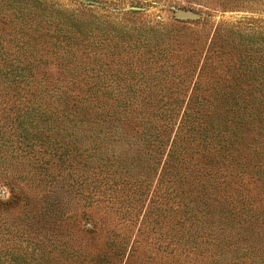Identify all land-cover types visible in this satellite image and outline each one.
Returning <instances> with one entry per match:
<instances>
[{
	"label": "rangeland",
	"instance_id": "1",
	"mask_svg": "<svg viewBox=\"0 0 264 264\" xmlns=\"http://www.w3.org/2000/svg\"><path fill=\"white\" fill-rule=\"evenodd\" d=\"M39 1L59 9L61 15L81 11L91 22H86L87 45L71 56L85 67L77 77L64 76V54L61 49L50 54L46 31H41L42 40L33 34L38 42L35 51L48 63L41 69L47 85H69L78 98L86 97L85 90L91 91L96 83L110 80L121 84V94L112 93L117 97L187 101L205 95L210 87L220 93L227 90L223 86L236 82L238 89H247L263 78L259 73L264 57V0ZM179 11L193 16L179 17ZM12 16L7 14L8 20ZM13 21L4 27L0 23L1 38L19 35ZM153 35L170 37L165 40L170 45L142 39ZM118 67L122 74L116 76ZM246 120V157L254 163L264 159L259 152L264 146L258 145L264 136L257 133L255 121ZM174 130L175 126L172 134ZM167 147L168 143L159 154L157 171ZM14 154L11 167H0V264H264V226L250 224L249 212L246 223H233L232 215L223 221L225 213H214L198 228L173 208L165 209L154 192L159 186L157 175H152L141 198L130 190L110 195L111 189L78 195L59 176L52 182L46 179L53 171L71 180L66 169L57 167V171L52 163L38 171L40 178L30 180L29 162ZM252 181L255 178L246 180V195L253 193ZM209 210L207 214L215 212L212 206Z\"/></svg>",
	"mask_w": 264,
	"mask_h": 264
},
{
	"label": "trees",
	"instance_id": "2",
	"mask_svg": "<svg viewBox=\"0 0 264 264\" xmlns=\"http://www.w3.org/2000/svg\"><path fill=\"white\" fill-rule=\"evenodd\" d=\"M74 11L66 16L39 0H0L1 27L15 20L19 29V35L13 33L8 39L0 35V167H11L14 153H20L29 162L33 180L40 178L38 171L54 163L57 171L66 169L71 180L53 175V171L46 179L52 182L59 176L70 183L75 194L86 192V196L111 189L110 195L115 190H130L141 198L152 175H157L159 186L154 192L165 209L173 208L198 228L214 213H225L223 221L232 215L233 223H246V212L250 224L264 226V159L250 163L245 144L246 117L255 121L257 133L264 136V57L259 73L263 78L247 89H238L235 82L223 86L227 90L220 93L215 87L205 89L200 98L157 101L114 96L121 94V84L108 80L96 83L91 91L86 89L87 96L78 98L69 85H47L48 77L41 69L48 63L35 51L38 42L33 35L42 40L41 31H46V41L53 49L50 54L58 49L64 54V76L77 77L85 67L71 56L87 45L86 22H91L81 11ZM142 39L157 45L170 37ZM161 53L165 54L164 49ZM120 73L118 67L116 76ZM178 108L182 112L176 123ZM167 143L157 171L159 154ZM258 145L264 146V141ZM259 152L264 157V147ZM254 178L253 193L246 195V180ZM211 206L215 212L207 214Z\"/></svg>",
	"mask_w": 264,
	"mask_h": 264
},
{
	"label": "water",
	"instance_id": "3",
	"mask_svg": "<svg viewBox=\"0 0 264 264\" xmlns=\"http://www.w3.org/2000/svg\"><path fill=\"white\" fill-rule=\"evenodd\" d=\"M177 15H178L179 17H192V16H193L192 13L187 12V11H179V12L177 13Z\"/></svg>",
	"mask_w": 264,
	"mask_h": 264
}]
</instances>
